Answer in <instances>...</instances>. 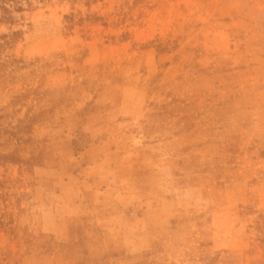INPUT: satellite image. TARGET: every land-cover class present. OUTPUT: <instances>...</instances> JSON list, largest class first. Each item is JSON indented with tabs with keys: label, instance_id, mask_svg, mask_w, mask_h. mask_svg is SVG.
I'll return each instance as SVG.
<instances>
[{
	"label": "rangeland",
	"instance_id": "1",
	"mask_svg": "<svg viewBox=\"0 0 264 264\" xmlns=\"http://www.w3.org/2000/svg\"><path fill=\"white\" fill-rule=\"evenodd\" d=\"M0 264H264V0H0Z\"/></svg>",
	"mask_w": 264,
	"mask_h": 264
}]
</instances>
